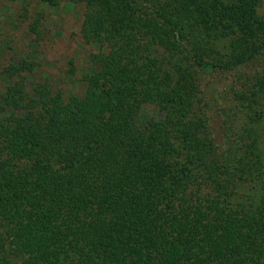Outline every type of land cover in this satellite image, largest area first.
I'll use <instances>...</instances> for the list:
<instances>
[{
	"label": "trees",
	"instance_id": "trees-1",
	"mask_svg": "<svg viewBox=\"0 0 264 264\" xmlns=\"http://www.w3.org/2000/svg\"><path fill=\"white\" fill-rule=\"evenodd\" d=\"M17 6L24 32L0 35V264H264L261 0ZM64 7L99 50L64 83L32 78L27 44Z\"/></svg>",
	"mask_w": 264,
	"mask_h": 264
},
{
	"label": "rangeland",
	"instance_id": "rangeland-1",
	"mask_svg": "<svg viewBox=\"0 0 264 264\" xmlns=\"http://www.w3.org/2000/svg\"><path fill=\"white\" fill-rule=\"evenodd\" d=\"M0 7V35L7 41L15 33L17 38L24 32V26L18 21V0H4ZM264 7V0H261ZM80 20V12L75 7H64L62 9H53L46 18L45 33L37 41H30L31 45L19 39H12L14 49L9 51L14 56H19L26 50V44L30 47L27 54H33L38 62V67L32 78L38 80H54L60 76L57 82H65V69L68 60L75 59L81 72H87L89 66V53L99 50L96 44H84L76 34L77 26ZM6 27L1 29V27ZM43 27V28H44ZM9 28V29H8ZM23 39V37H21ZM26 43V44H24ZM26 52V51H25ZM74 64V62H73ZM28 84H32L29 82ZM75 89V88H74Z\"/></svg>",
	"mask_w": 264,
	"mask_h": 264
}]
</instances>
